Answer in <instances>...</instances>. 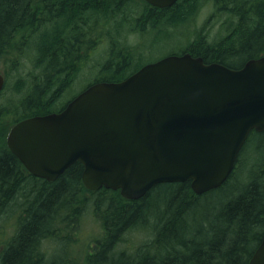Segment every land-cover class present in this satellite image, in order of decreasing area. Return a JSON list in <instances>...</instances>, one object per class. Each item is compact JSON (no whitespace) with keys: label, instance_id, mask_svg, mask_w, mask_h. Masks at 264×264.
Wrapping results in <instances>:
<instances>
[{"label":"trees","instance_id":"trees-1","mask_svg":"<svg viewBox=\"0 0 264 264\" xmlns=\"http://www.w3.org/2000/svg\"><path fill=\"white\" fill-rule=\"evenodd\" d=\"M205 4L214 12L198 27ZM217 16L228 34L212 41L210 18ZM124 26L130 35L153 29L163 36L188 26L183 51L172 54L233 69L264 56V0H179L164 9L145 0H0V66L17 70L27 50L37 51L43 65L29 91L19 76L11 93L6 81L0 94V220L15 216L0 264H249L264 237V131L250 134L221 187L198 195L191 181L164 183L138 200L120 190H89L80 162L56 181L38 178L9 149L16 123L65 106L58 104L79 65L105 37L110 56L95 82H120L148 63L135 53L137 44L123 40ZM89 216L99 235L60 261L50 245L65 243L70 253ZM139 234L146 238L135 242Z\"/></svg>","mask_w":264,"mask_h":264},{"label":"water","instance_id":"water-1","mask_svg":"<svg viewBox=\"0 0 264 264\" xmlns=\"http://www.w3.org/2000/svg\"><path fill=\"white\" fill-rule=\"evenodd\" d=\"M145 1L164 9L179 0ZM5 84L0 72V94ZM254 131H264V56L233 69L183 53L18 122L7 145L38 178L56 181L80 162L89 190L138 200L164 183L191 181L198 195L221 187ZM249 264H264V237Z\"/></svg>","mask_w":264,"mask_h":264},{"label":"rangeland","instance_id":"rangeland-1","mask_svg":"<svg viewBox=\"0 0 264 264\" xmlns=\"http://www.w3.org/2000/svg\"><path fill=\"white\" fill-rule=\"evenodd\" d=\"M213 12L214 8L209 4H205L202 7L200 14L201 16L199 17L197 23L198 27H201L205 20H208L209 16H211ZM223 23V16L210 18V40H219L228 34V31L223 26ZM128 28L129 27L124 26L122 31L124 33L123 40L127 42L128 46H132L131 43L137 44L135 53L138 55V57H141L142 62L148 63L166 57L172 53H181L185 45V39L183 36L189 32L188 26H181L178 27L177 31L172 30L173 34H170L169 36L160 35L157 30L153 29L149 30L143 35H130L127 33L130 32L131 28ZM105 38L101 47L91 51L89 60H87L86 63L84 62V64L79 65V67H82V69H80V74L77 75L76 82H74L71 89L67 91L58 106L68 103V101L76 97L88 86L95 82L98 77V73H100L102 65L109 59L110 56L109 50L111 42L109 43V39L107 41ZM38 58L37 51L27 50L26 56L21 54L20 60L18 62V64H21L17 70L11 69V64L7 65L6 63H2L0 66V72H2L6 77L8 84L6 90L8 93H11L13 85L19 76L26 78L27 91H29L28 89L31 87V83H33L31 81V75H37L38 71L41 70L40 67L43 66L37 64ZM25 85L23 87H25ZM14 217H5L0 220V251L3 249L5 241L13 234L15 230ZM83 228L85 229V233L82 234V242L77 243L78 247L73 245L70 249V253L67 248L65 249V243L61 244L56 242L55 245H50V247L54 250V255L57 256L60 261L66 260V257L69 258L75 254H79L83 250L84 246L88 244L89 239L99 235L100 231L98 232L97 226H94L90 216L87 217V223ZM145 238L146 236L144 234H139L136 236L133 235L132 237L135 242H142Z\"/></svg>","mask_w":264,"mask_h":264},{"label":"flooded vegetation","instance_id":"flooded-vegetation-1","mask_svg":"<svg viewBox=\"0 0 264 264\" xmlns=\"http://www.w3.org/2000/svg\"><path fill=\"white\" fill-rule=\"evenodd\" d=\"M70 101H71V100H70ZM70 101H68V103H69ZM68 103H66L65 106L62 107V109L65 108V107L67 106ZM62 109H60V111H61ZM58 112H59V111H58ZM16 124H17V123H16ZM16 124H15V125H16Z\"/></svg>","mask_w":264,"mask_h":264}]
</instances>
